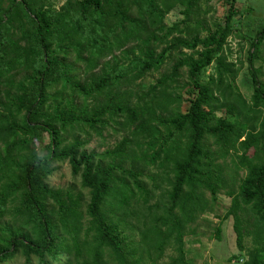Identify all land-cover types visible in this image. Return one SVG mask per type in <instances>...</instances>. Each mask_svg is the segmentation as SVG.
Returning <instances> with one entry per match:
<instances>
[{
  "label": "trees",
  "instance_id": "1",
  "mask_svg": "<svg viewBox=\"0 0 264 264\" xmlns=\"http://www.w3.org/2000/svg\"><path fill=\"white\" fill-rule=\"evenodd\" d=\"M223 1L224 20L211 30L204 0H65L59 7L0 0V264L17 255L42 264L64 255L74 264H154L170 241L167 264H188L184 231L225 188L216 160L231 155L245 172L237 191H226L221 219L232 217L241 254L240 214L249 208L253 246L239 264H264V82L253 69L264 25L250 41L249 103L239 94L238 104L225 101L236 72L227 40L242 13L236 0ZM177 7L182 17L168 25L165 16ZM151 72L159 76L142 84ZM252 111L259 116L251 133ZM108 126L125 136L113 148L87 151L78 134L101 135ZM59 162L80 178L87 199L49 187ZM141 162L166 168L161 213L147 204ZM133 200L141 204L136 211ZM127 229L139 240L123 236Z\"/></svg>",
  "mask_w": 264,
  "mask_h": 264
},
{
  "label": "rangeland",
  "instance_id": "2",
  "mask_svg": "<svg viewBox=\"0 0 264 264\" xmlns=\"http://www.w3.org/2000/svg\"><path fill=\"white\" fill-rule=\"evenodd\" d=\"M65 0H51L55 7H59ZM206 9L208 8L207 21L211 30L215 28L217 24H221L224 20L227 7L223 0H204ZM236 7L242 13V18L239 24H235L237 31L235 35L230 36L227 43L230 47V53H227L228 61L235 63L234 69L235 77L230 81L233 94L227 96L225 101L237 103L236 94L241 95L244 100L249 103L251 97V82H250V65H249V51L251 50L250 41L255 35L256 31L264 25V0H236ZM180 7L173 9L168 15L165 16L166 23L177 21L182 16L180 15ZM238 19L240 17H237ZM115 54H118L116 52ZM259 58L253 61V69L258 71V77L264 82V43L260 47L258 53ZM68 62H73V57L68 58ZM80 66L81 64H77ZM98 70H96L97 72ZM213 69L208 68L206 75L212 74ZM159 76L158 72H151L147 74L142 81V84L148 85L152 83ZM181 84L185 82L184 74L181 73V77L178 79ZM137 90V87H134ZM182 95L181 111L185 112L188 107L186 88L180 90ZM226 108V107H225ZM233 108V107H232ZM233 111L234 108H233ZM257 112H251V119L247 123V129L252 133L255 131V119ZM227 118L231 121H236L234 115H228ZM241 122L242 119H239ZM117 126L106 127L101 135H98L92 131H89L90 135L86 137L83 134H78L80 139H86L87 144L85 149L87 151H94L100 153L106 149L113 148L118 143L125 132L118 129L114 131ZM46 142L44 136L42 144ZM41 144V145H42ZM253 150L250 149L247 155L251 157ZM236 158L227 156L224 159H217L216 164L221 167V176L224 179L226 186L222 187L217 194V200L215 203L210 205V210L205 214L198 215L195 222L188 225L184 231V251L185 259L188 264H239L244 261V253L247 252L253 246V216L249 208L240 214L242 230L244 233V249L243 253H239L235 242V233L233 229V219L229 217L227 219H221L230 205V198L226 195V191L234 190L237 191L240 178L244 175V170L234 169V163ZM128 167V164L126 165ZM54 172L47 177L46 182L51 188H71L76 192L82 191L85 199H87V191L81 187L80 178L73 176L67 162H59L54 164ZM138 179L143 183L144 188L148 191V205L157 206L160 209L158 213L162 212V205L165 203V190L168 188V184L165 181V170L166 168L161 167L159 164L151 165L141 162L138 167ZM137 172V171H136ZM233 176V178H232ZM134 192L139 194L134 184L129 179ZM204 197L209 201L210 193L204 192ZM130 210H138V205L135 200L130 201ZM128 221L139 230L142 229V225L138 224L133 217H129ZM219 225L220 239L215 237L217 226ZM123 236L133 237V240H139L138 231L131 232L129 229L123 232ZM128 245V243H127ZM153 256V255H151ZM174 256L173 242L164 248L163 255L154 264H167L171 257ZM238 257L239 261L232 258ZM68 257V258H67ZM50 264H67V260L70 264H74L70 256H62L60 261H51L48 257L46 258ZM146 259V255H144ZM238 261V262H237ZM2 264H42L37 258L33 257L28 263L25 258L21 255H17L14 259L9 260ZM146 264H153L151 260H146Z\"/></svg>",
  "mask_w": 264,
  "mask_h": 264
}]
</instances>
